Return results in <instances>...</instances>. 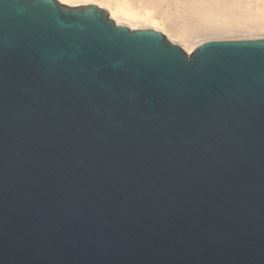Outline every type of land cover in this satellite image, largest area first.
<instances>
[{"label": "water", "instance_id": "obj_1", "mask_svg": "<svg viewBox=\"0 0 264 264\" xmlns=\"http://www.w3.org/2000/svg\"><path fill=\"white\" fill-rule=\"evenodd\" d=\"M0 264H264V37L0 0Z\"/></svg>", "mask_w": 264, "mask_h": 264}, {"label": "bare ground", "instance_id": "obj_2", "mask_svg": "<svg viewBox=\"0 0 264 264\" xmlns=\"http://www.w3.org/2000/svg\"><path fill=\"white\" fill-rule=\"evenodd\" d=\"M59 1L69 5L95 4L106 9L110 17L118 25L125 24L132 30L153 28L165 32L166 36L168 35L169 39L171 38L170 40H172V38H174L173 40L184 39L185 44L184 42L183 44L186 46L189 54L193 52L192 49H194L196 45L193 39H196L197 35L200 33L201 36H205V34L209 36V34H217L218 32L223 34L222 32L225 31H241L242 33L244 32L243 30H245L246 34H250V36L253 35L251 34L253 32L254 34L257 32V35L260 33L261 36H264V0H171L176 4L172 5L175 9L172 8L173 10H170V12L167 10V17L170 18V22L167 23L168 25L166 27H161L164 26L161 25L159 21L162 17L160 16L161 18L159 19L155 18L153 16L155 12H152L154 13L152 15L151 9H157L160 5L169 3V0ZM186 3L187 5H183ZM140 7L141 9L143 7L145 11H141ZM176 9H181L182 12ZM180 13L186 15V17L183 16L186 18L184 22H181V18H179L180 24L184 23V26L181 24L183 28L179 26L180 24H176V26L172 24L173 21L171 23L172 17L178 19L177 17ZM176 19L174 20L176 21ZM182 41L183 40H180L179 42Z\"/></svg>", "mask_w": 264, "mask_h": 264}, {"label": "rangeland", "instance_id": "obj_3", "mask_svg": "<svg viewBox=\"0 0 264 264\" xmlns=\"http://www.w3.org/2000/svg\"><path fill=\"white\" fill-rule=\"evenodd\" d=\"M61 2V1H60ZM169 3H166L165 5L163 4V5H160V7L159 8H157V9H151L152 11H151V13L152 12H155V15H153L154 13H152V15L155 17V18H157V19H159V18H161V19H159V21H160V23H161V25H164V26H161V27H166L168 24V22H170V18H168L167 16V13L168 12H170V10L172 11L173 9L172 8H174L175 9V7H173L172 5H174V4H176L175 2H173V1H171V0H169L168 1ZM63 4H65V3H63ZM190 4V3H189ZM65 5H68V6H71V7H76V6H79V5H84V4H78V5H69V4H65ZM183 5H187V3L186 4H183ZM171 7V8H170ZM140 10L141 11H145V9L142 7V9H141V7H140ZM167 10H169L168 12H167ZM176 10H178V11H181V9H176ZM140 11V12H141ZM182 12V11H181ZM163 14V15H162ZM183 14V13H182ZM181 13L179 14V16H182V17H177V15H176V17L178 18V19H176L175 17L173 18L172 17V19H171V23H172V21H173V23L172 24H174L175 26H176V24L177 25H179L180 24V22H179V18H181V22H184L185 21V19L186 18H184L183 16H185L186 17V15L185 14H183L182 15ZM161 16V17H160ZM165 17H166V19H167V22H166V19H165ZM174 19H176V21L174 20ZM163 20H165V21H163ZM183 20V21H182ZM163 22V23H162ZM166 22V23H165ZM179 22V23H178ZM165 23V24H164ZM170 23V24H171ZM182 24V26H184V23H181ZM181 24L179 25L180 27H182L181 26ZM183 28V27H182ZM244 32H242L241 33V31L240 32H230V31H225V32H222L223 34H221L220 32H218L217 34H209V36L208 35H206L205 33H202V34H205V36L203 35V36H201V33L200 34H198L197 35V37H196V39L194 38L193 40H194V42L196 43V45L194 46L195 48L194 49H192V51H194L195 49H196V47H198V46H200V45H202V44H204V43H206V42H209V41H212V40H222V39H242V38H253V37H264V36H261L260 35V33H258V35H260V36H258L257 35V32H255V34H254V32L253 33H251V34H253V35H251L250 36V34H246V31L245 30H243ZM220 33V34H219ZM247 33H250V32H247ZM164 34H165V32H164ZM245 34V35H244ZM166 35V34H165ZM220 35V36H219ZM235 35V36H234ZM248 35V36H247ZM255 35V36H254ZM212 36V37H211ZM250 36V37H249ZM167 38L169 39V37H168V35H167ZM219 38V39H218ZM171 39V38H170ZM169 39V40H170ZM174 38H172V40H173ZM170 40L171 42H174V43H177V44H179V45H181V46H183V48L186 50V52H187V49H186V46L184 45L185 44V40L184 39H180V40H183L182 42H179L180 40L179 39H175V40ZM178 40V41H177ZM183 42H184V44H183ZM191 51V52H192ZM190 52V53H191ZM188 53V52H187ZM189 54V53H188Z\"/></svg>", "mask_w": 264, "mask_h": 264}]
</instances>
